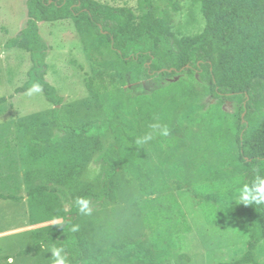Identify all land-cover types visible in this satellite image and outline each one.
Masks as SVG:
<instances>
[{
    "label": "trees",
    "instance_id": "trees-1",
    "mask_svg": "<svg viewBox=\"0 0 264 264\" xmlns=\"http://www.w3.org/2000/svg\"><path fill=\"white\" fill-rule=\"evenodd\" d=\"M140 2L143 12L135 18L129 9L96 0H26L23 28L3 45L28 53L27 79L15 93H27L32 84L39 83L43 98L53 106L50 120L58 132L90 140L98 152L103 150L101 138L106 134L112 137L102 158L105 172L100 188L80 193L70 206L71 219L46 236L44 242L59 244L73 264H187L183 246L173 238L171 224L155 205L159 199L156 194L164 183L155 173L161 174L170 155L169 142L164 139L154 147L155 163L136 139L153 124L176 130L192 123L200 110L198 105L188 106L184 91L170 84L160 92H149L145 89L148 80L161 84L180 75L191 80L198 76L213 100L239 104L234 135L237 159L236 175L230 181L207 184L193 197L207 205L204 217H211L220 227L232 225L234 207H242L248 220L247 250L240 258L220 264H259L254 252L264 244V205L245 206L235 197L243 185H251L257 176L264 177V0H197L204 28L197 35L182 37L171 31L177 11L173 5L155 15L153 0ZM63 20L74 23L94 73L85 87L104 116L81 126L70 124L61 115L63 97L45 79L48 46L39 35L38 24ZM5 102L6 98L0 97V110ZM41 142L38 138L32 140V154L39 153L36 145ZM8 149L9 144L0 137V154ZM117 173L128 174L136 182L141 209L154 225L151 245L137 239L94 250L81 229L72 231L74 219L81 214L76 201L83 198L116 203ZM0 200L18 199L0 194ZM211 202L225 207L215 215ZM40 246L33 245L20 254L38 252Z\"/></svg>",
    "mask_w": 264,
    "mask_h": 264
},
{
    "label": "rangeland",
    "instance_id": "rangeland-1",
    "mask_svg": "<svg viewBox=\"0 0 264 264\" xmlns=\"http://www.w3.org/2000/svg\"><path fill=\"white\" fill-rule=\"evenodd\" d=\"M96 1L129 9L135 18L143 12L140 0ZM25 3L26 0H0V97L6 98L0 110V137L9 144V149L0 154V194L18 199L0 200V264H9L10 258L11 264H54L51 250L60 245L45 243L44 239L71 219L70 206L80 193L100 188L105 172L102 158L112 137L106 134L101 138L103 150L98 152L92 141L67 137L55 129L50 120L53 106L41 93H15L27 79L29 55L3 45L23 28L27 19ZM172 5L177 10L171 25L174 35L202 32L205 21L197 0H153L152 10L159 15ZM38 29L48 46L45 79L64 100L59 107L61 115L75 126L103 119L85 87L87 78L94 73L74 23H39ZM165 84L184 91L187 105H198L200 110L192 123L168 129L167 137L151 127L144 131L145 135L153 134L144 146L155 163L157 143L166 139L170 146L161 174L155 173L164 181L155 205L171 224L173 238L183 246L187 264H220L238 259L249 243L248 220L242 207H234L232 225L220 227L211 217H204L208 207L193 193H199L207 184L228 182L236 175L234 135L239 104L213 100L198 76L191 80L180 75L161 84L150 79L145 89L160 92ZM34 138L42 141L36 145L38 154L29 150ZM113 159L117 162L116 156ZM115 179L119 183L117 202L91 201L90 214L77 215L74 227L84 232L94 250L137 239L150 246L154 225L141 209L136 182L125 173H117ZM33 189L37 191L32 193ZM210 205L215 215L225 207L214 202ZM37 244L41 245L38 252L20 254ZM254 255L259 264H264V244L257 247ZM66 264L73 263L66 257Z\"/></svg>",
    "mask_w": 264,
    "mask_h": 264
},
{
    "label": "clouds",
    "instance_id": "clouds-1",
    "mask_svg": "<svg viewBox=\"0 0 264 264\" xmlns=\"http://www.w3.org/2000/svg\"><path fill=\"white\" fill-rule=\"evenodd\" d=\"M42 91L41 85L39 83L32 84L31 88L28 89L27 95L31 96L34 93H40ZM152 129L158 131L159 135L167 137L169 131L166 126L162 127L160 124H153ZM153 139V134L149 133L142 137L136 139L137 145H144ZM236 200L239 204L245 206L248 205H264V177L257 176L255 181L251 185H243L236 195ZM76 205L79 212L84 215H88L91 212L90 202L87 199H77ZM72 231H77L76 227L72 228ZM52 258L54 264H66V256L64 254V249L62 247H55L51 250ZM11 264V258L9 260Z\"/></svg>",
    "mask_w": 264,
    "mask_h": 264
}]
</instances>
